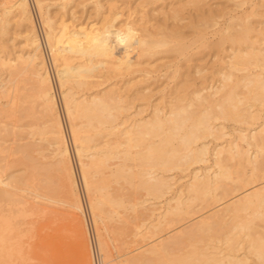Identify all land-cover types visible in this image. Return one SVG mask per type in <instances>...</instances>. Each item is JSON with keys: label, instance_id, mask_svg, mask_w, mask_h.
Returning a JSON list of instances; mask_svg holds the SVG:
<instances>
[{"label": "bare ground", "instance_id": "bare-ground-1", "mask_svg": "<svg viewBox=\"0 0 264 264\" xmlns=\"http://www.w3.org/2000/svg\"><path fill=\"white\" fill-rule=\"evenodd\" d=\"M33 1L44 30L43 38L56 70L64 110L70 123L69 133L79 165V175L88 194V208L96 232L104 204L117 207L128 205V208L136 212L138 209L137 207L135 209V206L138 202L134 203L135 200H132L134 198L130 196H128L130 200H124L120 194L107 199L109 196L106 192L105 200V197L102 198L97 192L104 190L103 184L106 181L100 186L94 177L108 170L110 178L108 182L119 186L125 184L132 189L131 192L142 190L147 196L161 198L172 186L165 173L183 172L191 165L207 162L209 152L205 140L222 138L225 135L224 122L247 123L249 120L257 119V114L250 108L252 102L258 106H263L264 103V52L262 49L256 50L257 47H254L252 41L246 48L243 47L242 44H247L251 39L249 35L251 25L246 22L236 23L237 29L233 28V23H231L233 27L227 23L225 28L221 26L216 28L217 23H211L212 17L206 15L208 11L200 10L198 14L195 13V17L191 14L186 24L160 23L154 27L150 24L148 26V22H145L147 25L141 24L137 27L135 23L139 24L137 21L143 18V15L135 23L134 19L130 21L128 16L125 21L119 19L118 24L114 23L117 14H112L114 11L111 13L110 8L114 5L112 1L115 0H52V3L49 2L51 0ZM103 1L109 3L108 10H105ZM199 1L187 0L192 6H196ZM50 4H55L61 11L55 19L49 13ZM86 5L88 7L90 5L94 17L87 14V17L81 18L82 13L87 10ZM200 8L202 9V6ZM197 9L198 6L194 12ZM171 11L173 12L171 20L181 22L183 19L179 16L181 13L177 12L180 9ZM77 12L81 13L79 18L75 16ZM233 20L234 18L231 21ZM11 21L24 28L25 49L16 57L15 62L0 60V64L9 70L15 79L11 89L0 91V99L6 97L10 110L18 105L29 116L33 115L35 105L40 107L44 122L38 133L48 136L44 139L52 148L55 159L53 170L66 192L65 204L72 211L82 213V205L72 176L65 133L56 113L51 80L42 53V42L28 0L0 2L1 36L6 35L7 26ZM246 21L248 22V19ZM211 26H215L212 31ZM211 35L217 37L215 46L221 47L228 42V47H231L228 70L223 72L225 68L221 67L217 71L220 80L218 79L219 84L215 87L208 85V82L204 85L203 81L202 84L196 85L193 80V83L187 85L190 82L191 65L186 64L185 71L181 72L184 67L181 68L179 57H188L186 61L189 62L193 57L189 58L188 55L185 57V52L192 44L209 46L211 43L208 40ZM233 44L242 45L243 51L235 52L236 45ZM117 47L122 51H116ZM249 67H258L259 72H250ZM203 70L200 63L193 66L194 74H200ZM237 71L243 73L238 75ZM24 80L31 81L28 93H23L22 87L18 85ZM104 84L106 85L103 86ZM153 84L155 88L156 84L158 85L157 89L164 85L159 94L167 88L168 98L164 99L162 93L158 101L152 102ZM136 100H145V104L150 107L147 116L139 117L142 112H146L141 106L134 111L131 109L134 104H138L134 103ZM216 121L221 122L216 124ZM237 139L247 140V145L254 148L252 155L247 153L239 155L234 140L226 141L224 146H215L213 148L215 171L211 173L204 171L202 174L194 171L183 189L169 198L163 212L147 223L145 231L133 233L135 237L140 236L141 240L149 239L156 230L168 225V216L187 213L195 201H204L208 198L214 201L225 199L219 214L206 216L195 228L198 232H210L212 226L209 220L214 217L216 222H212L227 227L221 239L225 247L207 252V247L198 250L194 246L193 251L169 257L166 262V258L160 252L167 249L163 250L160 242L156 244L154 240H150L146 242V247L133 257L130 264H146L147 259H150L145 256L147 253L155 255L158 261L164 257L166 264H246L249 260L247 255L252 256L253 262L264 264V117L262 123L251 132L250 130L246 134L239 132ZM236 158L239 167L236 168L237 176L233 179L225 162ZM245 165H251L248 173L244 172ZM258 170L262 171L260 176L257 174ZM221 187L223 189L218 193L217 190ZM240 189L243 190L240 197L238 195L234 200L226 199ZM19 191L12 186L11 181H5L0 176V203L16 207L22 215L27 201L19 196ZM130 201L132 204L129 205ZM44 208L47 207L42 209ZM254 219L260 220L263 224L261 230L252 231L256 226ZM137 229L139 228L135 230ZM149 233L152 235L148 236ZM192 235L194 234L189 237ZM94 245L102 251V264H111L112 259L99 233ZM239 251H243L242 254H239Z\"/></svg>", "mask_w": 264, "mask_h": 264}, {"label": "rangeland", "instance_id": "rangeland-1", "mask_svg": "<svg viewBox=\"0 0 264 264\" xmlns=\"http://www.w3.org/2000/svg\"><path fill=\"white\" fill-rule=\"evenodd\" d=\"M144 1L148 3L147 0L112 1L114 4L112 7L114 9L111 7L112 9L110 8V11L111 13L114 11L112 14H117L115 19L116 22L114 21V23L118 24V22L123 19L125 21L127 19L126 16H128V19L130 17V21L134 19L133 21L135 23L137 19L143 15V18H139L141 21L139 19L137 21L140 23H135V26L138 27L139 25L140 27L141 24L142 26L144 24H148V26L153 25L155 27L156 25H160V23L170 25L171 23H178L179 25H182L186 24V22L188 23L190 19L189 17L193 14L195 17L200 10L203 12L208 11L206 12V15L208 14L213 18L214 21H212V18L209 17L211 23H217L216 28L219 26L225 28L226 25H228L227 23L230 25L233 23L234 27L232 25L231 26L236 29L238 28L236 23L244 24V22H246L251 25L249 26L251 28V33H249L251 39H249L247 44L243 43L242 45L246 48L252 41V44L254 43V47H257L256 50L262 49L261 51L264 52V0H200L196 5L198 6L196 12H194L196 6H192V3H188L187 0H178L179 2H177V0H155L156 2L148 4ZM0 2H2V0H0ZM49 2L52 3V0ZM103 2L105 3L106 1ZM104 3L103 6H105V10H108L109 3H105V5ZM34 4L33 0H28L33 21L37 29L39 39H41L40 41L42 42V53L44 55L46 67L51 80L52 92L56 103V113L59 116L65 133L72 167V176L75 180L76 190L82 205V213L74 210L72 211V209L68 208L65 204L67 195L62 183L58 180L56 172L53 170L55 159L52 155V148L45 140L48 136L45 137V135L38 133L41 131L40 129H42L44 122L43 114L39 111L40 107L35 105L34 110L36 112L34 111L33 115L29 116L26 115L25 110L23 111L18 105L10 110L11 108L8 105L7 98L2 97L0 99V110H2V113H0V176L5 181H11L12 186H14L17 190H20L19 196H22L21 198L25 199L27 204L25 205L26 208H24L26 212H22L21 215L20 211L16 207L6 206L4 202L0 203V264H93L91 243H94L98 233L100 234L108 255H110V258L112 259L111 264H130L133 261V257L138 255L139 252L146 247V242L150 240H154L156 244L160 242L159 245L164 247H162L163 250L167 249V252H160L166 259L162 257L161 259L159 258L160 260L158 261L155 255L145 253L146 258L150 257L149 260L147 259L146 264H166L165 261H168L169 257H177V255L187 253V251H193L192 249H194V246L197 247L196 249L198 250L207 247V252H213L215 249H223L225 246L223 245L221 239L226 231V226L212 222H216V219L211 217L209 222L211 223L212 230H210V232H198L195 228L199 226L200 220L206 216L214 213H216V215L219 214L218 212H220L221 208L223 209V201H226L225 199L214 201L213 199L208 198L204 201H195L191 210L187 213H183L180 216H168V225L156 230L154 235L151 233L147 234L148 236L152 235L149 239L141 240L139 238L140 236L137 237V235L135 237L133 233L145 231L147 223H149L154 216L163 212L167 202H169V198H171L172 195H177L179 190L183 189V186L189 181L190 176L194 171L197 170L198 174H202L204 171L209 173L215 171V167L213 165V148L215 146H224L226 141L234 140L233 143L235 144L239 155H245L246 153L248 155H252L254 148L247 145L246 139H237V136L239 132L242 134H246L249 130L251 132L253 128H256L260 123H262L264 117V103L263 106H258L257 103H251L252 107L250 109L253 113L257 114V119L254 118L253 120H249L247 123L233 121L224 122L223 132L225 135L222 138L216 140L208 138L205 140L208 144L209 152L207 162L191 165L183 172L172 171L165 173V176L167 178L169 177L172 186L171 190L167 191V193L161 198L155 199L147 196L142 190H134L135 192H131L132 189L125 184L119 186V184H115L111 181L108 182V180H110L108 170H104L102 175L94 177L95 181H97V184L100 186L104 183V181H106V184H103L104 190L97 192L98 195L101 194L99 196H102V198L105 197L104 195L106 192L107 196H109H106L107 199H110L111 197L115 198L114 196H119L120 194L121 198H124V200H130V198H128V196H130L134 198L132 199L133 201H136H134V203L141 202L139 206L138 203L136 204L135 209L136 207L138 209L136 212L132 211L131 208H128V205L122 207H117L115 205V207L112 204H104L99 215L101 220H98L97 223V233L93 228L92 214L88 208V194L84 189L79 175V165L71 135L69 133L70 123L64 110L61 89L58 85L55 74L56 70L54 68L53 61L50 58L48 47L45 44V39L43 38L44 30L40 24L39 14ZM237 4H241V6H238ZM50 5L51 8H49V13L51 17L55 19L61 14V11H59L58 6L55 4ZM200 6H202L203 10ZM87 7L88 6L86 5L85 9L87 10H84L85 13H82L81 18L87 17V14L94 17L93 11L90 9V5L88 8ZM177 9H180V11H177ZM182 9L184 10L182 11ZM89 10L92 12L89 13ZM171 10H176L179 14L181 13L179 16L184 20L182 19L183 21L181 20V22L171 20V15L173 14ZM127 12L129 13L127 14ZM80 14V12L76 14V18H79ZM92 17L90 16L89 20H91ZM232 18H234L233 21H231ZM247 19L248 22L246 21ZM145 22L148 23L146 24ZM213 29H215V26L210 27L211 31ZM24 34L25 32L23 27H18L14 21L13 23L12 21L10 22L7 26L6 35H0V60L6 59L9 60V62L16 61V57L19 56L25 49L23 41ZM216 38V36H209L208 41L212 45L209 44L207 47H201L200 45H197V43L192 44L191 46L194 48L190 47L184 55L185 57L188 55L189 58L193 57L189 62L186 61V58L188 57H179L181 64L179 65L181 68L184 67V69L180 68L181 72L185 71L186 64H188V66L191 65L189 66L191 71L190 82L187 85L193 83V81L196 85L203 81L202 83L205 82L204 85H207L206 82H208V85H213V87H215L219 84L220 80L217 71L221 67H223V69L225 68V71L223 72L228 70L227 64L229 63V58L232 54V51L230 50L231 47H228V42H225V44L221 47L215 46L214 42L217 40ZM233 45L235 46L236 44ZM233 45L230 46L233 48ZM237 45L234 47V51H243L244 48L242 45ZM115 50L122 51L119 47ZM200 57L201 60H199ZM199 63L204 70L202 71L203 73H200L202 75L195 73L197 75L196 76L193 71V66L199 65ZM251 68L249 67L250 72H259L258 67ZM236 73L239 75L243 72L237 71ZM191 77L193 78L191 79ZM204 77L205 79L203 80L202 78ZM29 81L30 80H24L18 83V85L22 87L21 91L23 93H28V91H30L31 81L28 83ZM14 83V75L10 74V71L0 64V91L11 89ZM105 85L106 84L103 86ZM158 85L156 84V88L155 84L151 87V89L153 88V97H151V99L153 98V100H151L152 102L158 101L159 96L162 93L165 97L164 99L168 98L169 90L166 88L161 94H159L164 85L158 87L159 89H157ZM156 96L158 98H156ZM134 103L138 104L133 105V108H131L133 111L135 108L138 109L140 106L143 111L146 110V112H142L139 117H145L148 115V111L151 109L145 104V100H136ZM142 105L145 106L143 107ZM132 110H129V112ZM218 122L220 123L221 121H216V124H218ZM237 159L238 158L225 162L231 171V177L233 179L236 178V168L239 167L237 165ZM250 170L251 165H245L244 172L248 173ZM261 173L262 171H257L258 176H260ZM226 182L229 183L228 181ZM222 189L223 187L219 188L217 192L220 193ZM242 191L243 190L240 189L226 199L232 198V200H234L238 197V195L239 197L240 194L242 195ZM127 201H125V204H127ZM170 202H172V200ZM128 204H132V201ZM43 207L47 208L42 209ZM254 224L257 227L255 226L252 228V231L261 230L260 227L263 224L260 220L254 219ZM137 227L139 228L137 229L138 231L135 230ZM194 230L198 233L196 232L195 234ZM191 234L194 235L190 238L189 236ZM159 245H157V247H159ZM99 249L100 248L98 247L97 252L102 263L103 255L102 251ZM242 252L243 251H239L238 253L242 254ZM247 256L249 260H247L246 264H257L253 262L252 256Z\"/></svg>", "mask_w": 264, "mask_h": 264}, {"label": "built area", "instance_id": "built-area-1", "mask_svg": "<svg viewBox=\"0 0 264 264\" xmlns=\"http://www.w3.org/2000/svg\"><path fill=\"white\" fill-rule=\"evenodd\" d=\"M91 254H92L93 264H102L100 256L93 242L91 243Z\"/></svg>", "mask_w": 264, "mask_h": 264}]
</instances>
